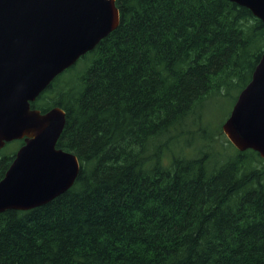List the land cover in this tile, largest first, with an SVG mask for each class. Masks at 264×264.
Masks as SVG:
<instances>
[{
    "label": "trees",
    "instance_id": "obj_1",
    "mask_svg": "<svg viewBox=\"0 0 264 264\" xmlns=\"http://www.w3.org/2000/svg\"><path fill=\"white\" fill-rule=\"evenodd\" d=\"M115 4L117 27L31 102L65 111L56 147L80 168L50 201L0 212V264H264V158L211 153L221 127L190 118L248 83L264 23L230 0Z\"/></svg>",
    "mask_w": 264,
    "mask_h": 264
},
{
    "label": "water",
    "instance_id": "obj_2",
    "mask_svg": "<svg viewBox=\"0 0 264 264\" xmlns=\"http://www.w3.org/2000/svg\"><path fill=\"white\" fill-rule=\"evenodd\" d=\"M230 1L264 23V0ZM119 19L115 0H0V149L23 139L0 179V212L42 205L73 184L79 160L56 147L65 111L31 102ZM221 130L237 150L264 158V50Z\"/></svg>",
    "mask_w": 264,
    "mask_h": 264
},
{
    "label": "rangeland",
    "instance_id": "obj_3",
    "mask_svg": "<svg viewBox=\"0 0 264 264\" xmlns=\"http://www.w3.org/2000/svg\"><path fill=\"white\" fill-rule=\"evenodd\" d=\"M238 93V89L234 88L231 89L228 94L223 93L219 95L217 93L215 95H212L208 100L199 104H195L193 111L190 114V118H194L196 115L200 114L201 117L204 116L205 122L208 123V126L203 123L207 128H212L214 126L216 128L221 127L224 120L228 117ZM214 135L215 136H213L214 139L212 141L211 153L222 155L224 154V152L232 151L231 147H229L228 144L230 141L227 139L222 130H220V132H216V134ZM20 141L21 140H14L6 143L4 147L0 149V157L4 154L13 155V153H15L16 149L19 147ZM193 141L196 140L193 139ZM222 146L225 147V151L222 149ZM254 165H257V167H261L264 171L263 162H256L254 163Z\"/></svg>",
    "mask_w": 264,
    "mask_h": 264
},
{
    "label": "flooded vegetation",
    "instance_id": "obj_4",
    "mask_svg": "<svg viewBox=\"0 0 264 264\" xmlns=\"http://www.w3.org/2000/svg\"><path fill=\"white\" fill-rule=\"evenodd\" d=\"M21 142H22V140H21ZM262 162H263V164H264V160H263ZM262 162H261V163H262ZM263 173H264V171H263ZM257 184H258V186L264 187V176H263V179H261V180H259V181L257 182Z\"/></svg>",
    "mask_w": 264,
    "mask_h": 264
}]
</instances>
